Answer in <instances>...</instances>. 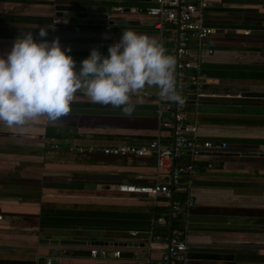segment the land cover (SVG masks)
<instances>
[{
    "label": "crops",
    "instance_id": "1",
    "mask_svg": "<svg viewBox=\"0 0 264 264\" xmlns=\"http://www.w3.org/2000/svg\"><path fill=\"white\" fill-rule=\"evenodd\" d=\"M207 1L212 6L205 11V23L216 29L207 41L213 54L204 55V95L198 105L188 104L186 118L197 123L200 140L225 141L227 148L197 158L190 189L194 206L171 216L170 225L168 201L118 190L121 184L152 185L164 175L154 156L67 151L153 139L170 143L172 130L161 121L172 116L159 106L155 86L131 97V113L77 95L70 111L55 121L42 117L24 127L0 124V258L43 264L39 258L59 247L64 253L57 264H154L166 237L178 229L187 249L234 255L229 260L187 259L186 264H264V98L242 96L244 91L264 92V0ZM71 2L129 10L110 13L109 20L121 23L105 26L54 24L52 6ZM150 4L0 0V54L10 50L22 31L35 34L40 26L54 27L47 39L58 36L78 62L93 47L107 54V46L126 28L159 41L142 11ZM49 127L63 137H47ZM54 145L55 151L45 149ZM177 189L174 198L180 195ZM159 217L164 222L157 223ZM51 239L81 242L61 245ZM95 247L119 249L120 256L93 258L89 250Z\"/></svg>",
    "mask_w": 264,
    "mask_h": 264
},
{
    "label": "clouds",
    "instance_id": "2",
    "mask_svg": "<svg viewBox=\"0 0 264 264\" xmlns=\"http://www.w3.org/2000/svg\"><path fill=\"white\" fill-rule=\"evenodd\" d=\"M50 30L54 27L22 31L0 54V124L55 121L70 111L77 95L131 113V97L146 86H155L162 101L184 103L174 80L175 57L155 37L126 28L107 54L93 47L78 62L58 36L47 39Z\"/></svg>",
    "mask_w": 264,
    "mask_h": 264
},
{
    "label": "built area",
    "instance_id": "3",
    "mask_svg": "<svg viewBox=\"0 0 264 264\" xmlns=\"http://www.w3.org/2000/svg\"><path fill=\"white\" fill-rule=\"evenodd\" d=\"M211 6L212 3L207 0H151V4L144 9L166 52L175 57V84L184 98V103L179 104L162 101L157 95L159 106L172 116L168 121H161L162 127L172 130L170 143L163 144L159 139H153L137 144L124 142L88 149L70 147L78 153L100 150L111 156H154L157 169L165 171L164 175L157 177L152 185L121 184L118 190L142 193L151 198L162 197L172 205V217L186 213L195 204L190 189L197 158L202 154L223 152L227 148L225 141L200 140L197 137V123H189L186 118L188 104L192 102L198 105L204 95L206 75L202 68L203 58L206 54H213L207 41L216 32L214 27L206 25L204 18L206 9ZM207 167L212 168L213 164L209 162ZM181 186L185 187L186 198L175 199L173 193ZM156 221L164 222V219L159 217ZM186 250L182 232L171 230L166 237L165 250L154 264H186ZM63 253L59 247H53L48 255L39 259L43 264H57ZM89 255L93 258H115L120 256V250L109 252L104 247H95L89 250ZM145 264L151 263L147 261Z\"/></svg>",
    "mask_w": 264,
    "mask_h": 264
},
{
    "label": "water",
    "instance_id": "4",
    "mask_svg": "<svg viewBox=\"0 0 264 264\" xmlns=\"http://www.w3.org/2000/svg\"><path fill=\"white\" fill-rule=\"evenodd\" d=\"M128 8H121L110 5H95V4H83V3H67V4H55L54 12L52 16V22L56 25H73V26H105L107 24L121 23L120 21L109 20L108 16L110 13H120L122 11H128ZM139 8L137 11L139 12ZM144 12V9H142ZM60 20V23L57 21ZM129 21V24H138L137 21ZM244 97L264 98V92L260 91H244L242 92ZM170 206H172L170 204ZM172 210V209H171ZM172 212V211H171ZM171 214H170V225H171ZM81 241L76 239H51V244H78ZM83 242V241H82ZM234 255L227 253L204 252V251H193L192 249L186 250L187 259L195 260H229Z\"/></svg>",
    "mask_w": 264,
    "mask_h": 264
},
{
    "label": "trees",
    "instance_id": "5",
    "mask_svg": "<svg viewBox=\"0 0 264 264\" xmlns=\"http://www.w3.org/2000/svg\"><path fill=\"white\" fill-rule=\"evenodd\" d=\"M56 128H52V127H49L47 128L46 130V136L47 137H50V138H57L58 140H60L63 136H62V133L60 132H55ZM185 187L184 186H181L179 187L177 190H179L180 192V195H177V199H185L186 198V193H185ZM176 190V189H175ZM175 194V192H174ZM175 197V198H176ZM175 226V223L173 221V227ZM0 264H33L32 262H28V261H24V260H15V259H2L0 258Z\"/></svg>",
    "mask_w": 264,
    "mask_h": 264
},
{
    "label": "rangeland",
    "instance_id": "6",
    "mask_svg": "<svg viewBox=\"0 0 264 264\" xmlns=\"http://www.w3.org/2000/svg\"><path fill=\"white\" fill-rule=\"evenodd\" d=\"M39 7H44V6H39ZM52 10H54V5L52 6ZM47 151H55V148H50V147H46L45 148ZM45 151V150H43ZM56 151H58V149H56ZM67 151H71L72 153H76L77 155L79 154L77 151H73L70 148ZM54 154H56V152H53ZM126 157H134V156H126Z\"/></svg>",
    "mask_w": 264,
    "mask_h": 264
},
{
    "label": "flooded vegetation",
    "instance_id": "7",
    "mask_svg": "<svg viewBox=\"0 0 264 264\" xmlns=\"http://www.w3.org/2000/svg\"><path fill=\"white\" fill-rule=\"evenodd\" d=\"M54 12V10H52Z\"/></svg>",
    "mask_w": 264,
    "mask_h": 264
}]
</instances>
